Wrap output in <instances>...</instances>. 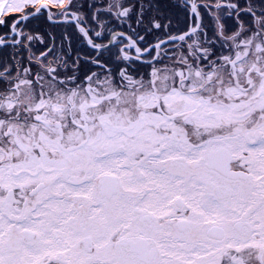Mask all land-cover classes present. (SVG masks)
<instances>
[{
    "label": "snow or ice",
    "instance_id": "1",
    "mask_svg": "<svg viewBox=\"0 0 264 264\" xmlns=\"http://www.w3.org/2000/svg\"><path fill=\"white\" fill-rule=\"evenodd\" d=\"M0 264H264V0H0Z\"/></svg>",
    "mask_w": 264,
    "mask_h": 264
}]
</instances>
